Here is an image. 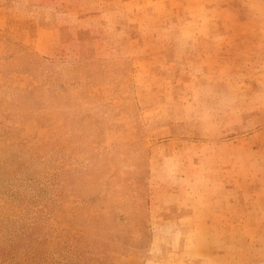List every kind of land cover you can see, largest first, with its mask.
<instances>
[{
	"label": "rangeland",
	"instance_id": "374dc122",
	"mask_svg": "<svg viewBox=\"0 0 264 264\" xmlns=\"http://www.w3.org/2000/svg\"><path fill=\"white\" fill-rule=\"evenodd\" d=\"M0 264H264V0H0Z\"/></svg>",
	"mask_w": 264,
	"mask_h": 264
}]
</instances>
